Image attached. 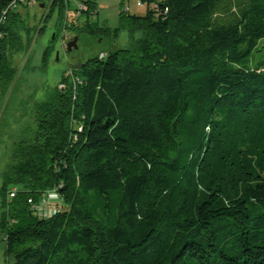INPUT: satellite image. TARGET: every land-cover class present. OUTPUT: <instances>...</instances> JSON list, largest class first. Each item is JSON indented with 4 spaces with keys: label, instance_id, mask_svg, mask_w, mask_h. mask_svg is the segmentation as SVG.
<instances>
[{
    "label": "trees",
    "instance_id": "1",
    "mask_svg": "<svg viewBox=\"0 0 264 264\" xmlns=\"http://www.w3.org/2000/svg\"><path fill=\"white\" fill-rule=\"evenodd\" d=\"M14 1L0 0V94L30 30ZM139 1L115 32L130 46L66 75L14 150L12 264H264V0ZM51 190L61 208L40 219L28 200Z\"/></svg>",
    "mask_w": 264,
    "mask_h": 264
},
{
    "label": "rangeland",
    "instance_id": "2",
    "mask_svg": "<svg viewBox=\"0 0 264 264\" xmlns=\"http://www.w3.org/2000/svg\"><path fill=\"white\" fill-rule=\"evenodd\" d=\"M88 0H64L61 14L51 16L53 0L37 2L22 13L29 23V31L22 32L24 48L11 56L12 66L16 69V80L4 94H0V190L3 186V173L11 161L17 145L26 140L35 128L34 113L38 104L54 96L63 78L71 71L80 68L88 61L107 56L120 49H126L131 41L128 33L121 31L120 14L144 16L145 7H140L139 0H96L98 15H77L76 9ZM41 4V5H40ZM52 6V7H51ZM89 22L95 27L110 28L105 34H90L82 31ZM72 24L79 28H70ZM140 37L136 35L135 40ZM78 39L77 48L71 52L67 45ZM49 55L44 62V54ZM74 78H71V82ZM54 190L41 195V199H52ZM95 202H91L94 205ZM0 197V223L3 213ZM13 259L6 255L5 235L0 228V264H12Z\"/></svg>",
    "mask_w": 264,
    "mask_h": 264
},
{
    "label": "built area",
    "instance_id": "3",
    "mask_svg": "<svg viewBox=\"0 0 264 264\" xmlns=\"http://www.w3.org/2000/svg\"><path fill=\"white\" fill-rule=\"evenodd\" d=\"M119 1V0H117ZM37 3V0H15L13 2V6L14 8L17 6H21V5H29V6H33L34 4ZM140 7H145L146 5L143 2H139L138 4ZM130 7H128V11H130L129 9ZM78 10H88L87 9V5L85 3H83L82 5L78 6ZM77 11V10H76ZM76 13H78L77 15H79V11H77ZM104 56V55H101ZM18 188L13 187L10 190L9 196L10 198H15L16 195L18 194ZM28 203L33 211V213L40 219H49L52 216H54L56 214V212L61 208V203L62 201L60 199H58V196L54 190V194L52 195V199H40L39 201H35L34 199H29Z\"/></svg>",
    "mask_w": 264,
    "mask_h": 264
},
{
    "label": "water",
    "instance_id": "4",
    "mask_svg": "<svg viewBox=\"0 0 264 264\" xmlns=\"http://www.w3.org/2000/svg\"><path fill=\"white\" fill-rule=\"evenodd\" d=\"M77 41L78 39H75L73 40L72 42H70L68 45H67V50L69 52H71L73 49H76L77 48Z\"/></svg>",
    "mask_w": 264,
    "mask_h": 264
},
{
    "label": "crops",
    "instance_id": "5",
    "mask_svg": "<svg viewBox=\"0 0 264 264\" xmlns=\"http://www.w3.org/2000/svg\"><path fill=\"white\" fill-rule=\"evenodd\" d=\"M92 1L96 2V0H92ZM96 7H97V9H98V4H97V3H96Z\"/></svg>",
    "mask_w": 264,
    "mask_h": 264
}]
</instances>
